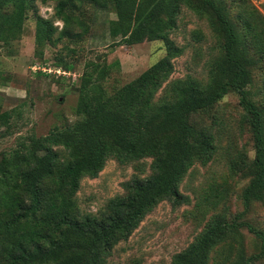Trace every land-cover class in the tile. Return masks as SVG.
<instances>
[{"label":"trees","instance_id":"trees-1","mask_svg":"<svg viewBox=\"0 0 264 264\" xmlns=\"http://www.w3.org/2000/svg\"><path fill=\"white\" fill-rule=\"evenodd\" d=\"M27 1L0 0V43L21 37ZM88 1L98 0L59 1L55 18L64 26L75 23V2ZM102 1L114 8L117 18L110 23V33L120 40L111 47L162 41L165 56L109 93L104 86L111 64L106 55L96 54L83 67L74 111L78 120L43 137L32 132L20 136L0 157V264H105L113 248L126 241L160 202L167 201L173 208L189 203L179 191L181 182L196 163L204 166L216 154L210 128L195 129L191 116L212 108L228 93L239 97L254 149L250 164L242 160L232 168L238 171L242 165L248 179L242 193L243 212L231 221L221 215L211 217L171 264H210L211 253L223 247L233 254L225 250L212 264L262 261L264 233L238 220L253 202L264 201V115L248 93L256 61L240 55L239 34L225 7L217 0ZM181 7L207 19L221 36L219 56L209 65L206 84L190 77L176 80L170 95L155 103V95L173 73L172 61L183 52L169 38L177 28ZM78 25L84 27V22ZM54 32L51 22L37 17L35 57H42L43 46ZM19 114L14 109L0 112V127L8 132ZM60 150L65 159L60 158ZM111 158L120 165L150 158L151 174L125 182L124 194L110 199L99 215L77 214L80 180L97 177ZM242 227L259 240L256 253L246 254Z\"/></svg>","mask_w":264,"mask_h":264},{"label":"rangeland","instance_id":"rangeland-1","mask_svg":"<svg viewBox=\"0 0 264 264\" xmlns=\"http://www.w3.org/2000/svg\"><path fill=\"white\" fill-rule=\"evenodd\" d=\"M59 1L28 0L21 37L9 44L0 43V112L14 109L20 113L15 118L16 126L8 132L0 127V157L16 145L20 136L32 132L43 137L78 120L74 112L77 89L85 62L96 54L106 55L107 64H111L104 86L109 93L131 82L165 56L162 41L111 47L120 37L111 36L110 23L117 18L114 8L105 1L75 2L76 21L69 26L55 18ZM217 1L225 7L239 34L240 55L256 61L251 68L248 93L264 115V0ZM37 17L51 22L55 29L43 46L41 58L35 57ZM79 21L84 22V27H79ZM176 25L169 38L183 52L172 61L173 73L155 95V103L170 95V85L176 80L190 77L206 84L209 65L219 56L222 38L207 19L181 7ZM63 31L68 35L62 36ZM190 122L195 129L210 128L216 154L204 166L196 163L181 182L179 191L189 203L173 208L167 201L160 202L126 241L113 248L105 264H171L172 257L194 241L211 217L221 215L231 221L243 212L242 193L248 179L242 165L238 171L232 168L242 160L250 164L254 149L239 97L228 93L212 108L193 114ZM58 154L61 159L66 158L61 150ZM151 163L150 158L126 165L108 159L97 177L80 180L75 195L76 213L104 212L110 199L124 194L125 182L151 174ZM241 222L264 233V201L253 202L238 220ZM240 233L246 254L256 253L259 240L245 227L240 228ZM225 250L233 254L232 249H218L211 253L210 264ZM257 264H264V259Z\"/></svg>","mask_w":264,"mask_h":264},{"label":"built area","instance_id":"built-area-1","mask_svg":"<svg viewBox=\"0 0 264 264\" xmlns=\"http://www.w3.org/2000/svg\"><path fill=\"white\" fill-rule=\"evenodd\" d=\"M43 71L45 72L46 70H45V69H43ZM48 71H49V70H48ZM49 72H50V71H49ZM57 73H58V74H60V73H59V71H58ZM62 74H66V73L62 72Z\"/></svg>","mask_w":264,"mask_h":264}]
</instances>
